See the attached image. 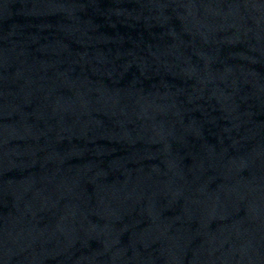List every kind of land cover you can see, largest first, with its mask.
<instances>
[{
    "label": "water",
    "instance_id": "1",
    "mask_svg": "<svg viewBox=\"0 0 264 264\" xmlns=\"http://www.w3.org/2000/svg\"><path fill=\"white\" fill-rule=\"evenodd\" d=\"M0 264H264V0H0Z\"/></svg>",
    "mask_w": 264,
    "mask_h": 264
}]
</instances>
